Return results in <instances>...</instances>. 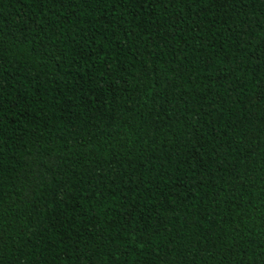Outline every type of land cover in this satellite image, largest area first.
<instances>
[{
  "label": "trees",
  "instance_id": "trees-1",
  "mask_svg": "<svg viewBox=\"0 0 264 264\" xmlns=\"http://www.w3.org/2000/svg\"><path fill=\"white\" fill-rule=\"evenodd\" d=\"M0 264H264V0H0Z\"/></svg>",
  "mask_w": 264,
  "mask_h": 264
}]
</instances>
